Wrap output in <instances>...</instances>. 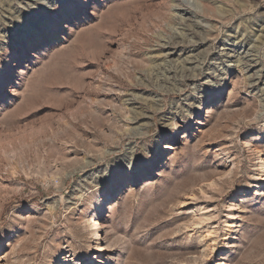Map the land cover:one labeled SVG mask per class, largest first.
Here are the masks:
<instances>
[{
  "label": "rangeland",
  "instance_id": "1",
  "mask_svg": "<svg viewBox=\"0 0 264 264\" xmlns=\"http://www.w3.org/2000/svg\"><path fill=\"white\" fill-rule=\"evenodd\" d=\"M257 137L264 152V0H0V264L49 263L64 241L84 263L80 212L149 171L154 186L107 212L132 239L108 264H218L223 250L189 263L165 240L194 207L222 226L227 200L250 191ZM209 180L213 200L199 197ZM251 203L234 210L228 264H264V202Z\"/></svg>",
  "mask_w": 264,
  "mask_h": 264
},
{
  "label": "bare ground",
  "instance_id": "2",
  "mask_svg": "<svg viewBox=\"0 0 264 264\" xmlns=\"http://www.w3.org/2000/svg\"><path fill=\"white\" fill-rule=\"evenodd\" d=\"M38 53H42V51ZM173 53H176V51H173ZM37 54H34L33 57ZM21 73L24 72L22 71ZM221 108H223V104H217L207 109V114L211 113L212 110L216 112ZM189 138V135H186L185 144L189 141ZM259 139L260 138L257 137L250 140L246 139L245 141L247 150L249 149L252 153L253 164L251 166L253 168V173L249 181L252 197L251 199L247 197L250 191L245 189L238 193L240 198H237V194L231 196L225 203L226 216L220 228H215L212 224L216 216L207 213L206 206L194 207L192 211L188 210L181 216H176V218H174L173 229L170 230L171 232L165 242L169 246H172L173 249L175 247L184 261L191 263L204 260L215 248L223 250L218 264H228L231 261L238 246L239 236L242 234L245 218L244 214L251 211L250 206H252V203L250 204V200L253 201V204L254 202H264V152L258 148L260 145L257 147V144L260 143ZM224 151L221 152L224 153ZM172 156L173 155H169L167 161L161 164V171L157 176L161 175ZM219 156L220 154L218 152L212 153L214 159L213 165L216 168L222 167L226 169V177L231 176L235 168V163L224 156L219 160ZM153 175V172L149 171L147 174L148 178L142 182L143 185L139 188L137 184L140 179L133 177L111 188L109 191L95 194L92 199H90L89 209L83 210L77 217V221L82 226V230L85 233V240L87 239L85 241L86 253L83 255L84 259H86L84 263L82 262V256L75 253L72 244L68 241H64L65 243L58 244L57 246H65L61 248V250L55 252L54 257L50 258V262L46 264H108V262L113 259L114 255L118 253L117 251L121 249L120 245L130 244L132 243V239L123 236L120 238L116 235L114 231L115 228H113L112 222L109 219L110 216H107V212L113 211V208L123 195L128 198L154 186L158 181L154 180ZM206 187L207 190H202V187V189L199 188V197L206 200H213L221 190L220 187H217V182L215 180H209ZM120 193H123V195L120 196ZM190 203H195V201L193 200ZM190 203H184L182 199L177 200V204H182L183 207L185 205H190ZM236 208L244 214L235 215L234 210ZM170 212L171 211H169V213ZM182 228L186 231L188 230L189 234H194L193 236L195 237L191 239L189 235L188 237L185 236L180 239H174V237H172L173 233ZM12 234L15 236L16 230H12ZM15 246L14 243L11 248L14 249ZM121 247L123 249L122 245Z\"/></svg>",
  "mask_w": 264,
  "mask_h": 264
},
{
  "label": "snow or ice",
  "instance_id": "3",
  "mask_svg": "<svg viewBox=\"0 0 264 264\" xmlns=\"http://www.w3.org/2000/svg\"><path fill=\"white\" fill-rule=\"evenodd\" d=\"M41 11H43V9H41ZM46 15L49 16V17H53V16H55L56 14H55V13H46Z\"/></svg>",
  "mask_w": 264,
  "mask_h": 264
}]
</instances>
